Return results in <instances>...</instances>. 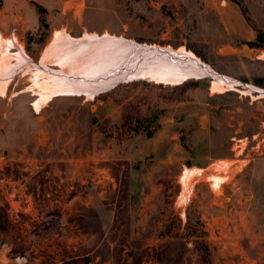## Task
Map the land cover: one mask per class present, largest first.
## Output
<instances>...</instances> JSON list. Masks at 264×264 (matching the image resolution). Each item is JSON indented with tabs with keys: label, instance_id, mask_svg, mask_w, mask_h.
Wrapping results in <instances>:
<instances>
[{
	"label": "rangeland",
	"instance_id": "rangeland-1",
	"mask_svg": "<svg viewBox=\"0 0 264 264\" xmlns=\"http://www.w3.org/2000/svg\"><path fill=\"white\" fill-rule=\"evenodd\" d=\"M57 34L186 51L264 91V0H0V264H264V97L139 78L36 113L35 71L94 83L42 62Z\"/></svg>",
	"mask_w": 264,
	"mask_h": 264
},
{
	"label": "bare ground",
	"instance_id": "bare-ground-1",
	"mask_svg": "<svg viewBox=\"0 0 264 264\" xmlns=\"http://www.w3.org/2000/svg\"><path fill=\"white\" fill-rule=\"evenodd\" d=\"M53 40V44L47 49L42 62L45 63L50 59H54L52 62L63 69L64 73L75 72L77 75L93 77L89 82L94 83L72 85L68 84L65 77L40 78V76L43 77L44 72L35 71L31 80L33 81V87L37 89L33 94L37 96L33 103L36 113L40 112L41 108L58 94H84L87 98H91L99 92L110 89L121 80L139 78L151 80L155 83L174 85L187 79H199L211 75V92L213 93H222L233 89L234 85L238 84L264 97V91L227 81L228 78L216 74L186 51H174L168 48L159 49L154 46L149 48L123 39L109 37H107L104 45H97L87 39H84L83 42L72 43L61 34L55 35ZM161 50L163 51L161 52ZM0 54L9 60L7 48L1 42ZM5 58H3L2 64L0 63V67L4 65ZM261 58L264 59V53L261 54ZM15 60H17V65L22 64L24 61L22 56L15 57ZM4 66V69L1 67L0 72L9 74L6 70H9L10 64L6 62ZM122 68H125V70H121L115 76H109ZM209 71L213 73L209 74ZM40 79L45 80L39 81ZM5 87L6 82L0 83V94L5 93ZM214 168L216 171H220V166ZM215 170H213L214 173ZM195 174L197 175L198 172L187 174L182 179L181 184H183L187 193L189 183ZM209 180L212 181L213 188H219V176H210Z\"/></svg>",
	"mask_w": 264,
	"mask_h": 264
},
{
	"label": "water",
	"instance_id": "water-1",
	"mask_svg": "<svg viewBox=\"0 0 264 264\" xmlns=\"http://www.w3.org/2000/svg\"><path fill=\"white\" fill-rule=\"evenodd\" d=\"M150 48V47H149ZM163 50H161V52H162ZM180 58H183V57H180ZM121 70H125V68H122V69H120V70H118V71H116V72H114V73H111V75H109V76H115L117 73H119V72H121ZM210 73L209 74H212L213 72H211V71H209ZM211 76V75H210ZM209 76V77H210ZM211 78V77H210ZM121 81H123V80H121ZM121 81H119V82H121ZM119 82H117L115 85H117ZM114 85V86H115ZM113 86V87H114ZM263 96H264V93H263Z\"/></svg>",
	"mask_w": 264,
	"mask_h": 264
},
{
	"label": "crops",
	"instance_id": "crops-1",
	"mask_svg": "<svg viewBox=\"0 0 264 264\" xmlns=\"http://www.w3.org/2000/svg\"><path fill=\"white\" fill-rule=\"evenodd\" d=\"M1 41H2V40H1ZM1 41H0V42H1ZM1 43H2V42H1ZM3 45H4V44H3ZM15 61L17 62V60H15ZM5 63H6V62H5ZM5 63H4V65H5ZM8 63H9V62H8ZM24 63H27V61L24 60L22 64H24ZM1 64H2V63H1ZM4 65H3V66L1 65V67H2V68L5 67ZM20 65H21V64H20ZM17 66H19V65H17ZM1 67H0V69H2ZM3 69H4V68H3ZM0 73H1V72H0Z\"/></svg>",
	"mask_w": 264,
	"mask_h": 264
}]
</instances>
